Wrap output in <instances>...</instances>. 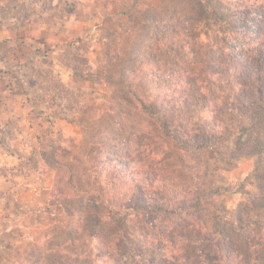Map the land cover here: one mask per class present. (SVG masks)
I'll use <instances>...</instances> for the list:
<instances>
[{"label":"rangeland","instance_id":"obj_1","mask_svg":"<svg viewBox=\"0 0 264 264\" xmlns=\"http://www.w3.org/2000/svg\"><path fill=\"white\" fill-rule=\"evenodd\" d=\"M263 4L0 0V263L139 264L127 254L126 232L150 244L152 233L198 223L256 260L247 254L264 249V104L242 133L222 138L219 156L191 147L209 126L181 125L178 115L192 114L167 112L187 148L137 108L132 91L162 113L184 100L188 84L202 86L190 104L216 103L226 94L220 83L209 92L201 83L210 40L225 38L215 70L242 60L251 39L264 41V12L254 10ZM142 187L149 202L140 211Z\"/></svg>","mask_w":264,"mask_h":264},{"label":"trees","instance_id":"obj_2","mask_svg":"<svg viewBox=\"0 0 264 264\" xmlns=\"http://www.w3.org/2000/svg\"><path fill=\"white\" fill-rule=\"evenodd\" d=\"M258 6L259 5L254 7V10L264 12V4L257 8ZM241 10L243 12L247 11L245 7ZM216 15H219L217 17L222 19V21H226V24H234L231 16L225 15V12L221 13L217 11ZM222 38H224V36ZM222 38L219 40L217 38L210 40L211 44L208 45L211 50L208 64L209 69L206 73L204 82H201L202 84L210 83L206 88V91L209 92L215 84L214 81H218L223 91L226 92V94L221 97L222 101H220V98V100H215L216 103L208 104L207 106H200L195 103L190 104V102L193 101H200L202 86L196 87L195 85L191 86L188 84L186 87L187 96H183L184 100H182L181 97H178L179 99L176 98L173 105L174 107L168 108L166 113H162L161 110L157 112L153 105H147L141 96L132 91L133 97L138 103L137 108L154 114L161 123L163 131L166 134H174V137L187 148L189 147L187 145L190 144V141L186 139L187 136L183 135V133L181 134L177 128L174 129L173 133V130L169 129L168 120L164 115L172 111L175 113L174 115H176V111H186L189 114H195L196 117L189 115V119L181 118L178 115V121H180L181 125H189L194 121L200 120L206 126L204 128L207 129V126H209L211 132L208 134L204 133L202 137H194L196 143L191 147H209L214 152L218 153L219 156H221V153L219 152L220 150H218V145L222 138L236 132L242 133L241 131L242 127H244L245 120L251 117L253 113H258L259 105L264 104V41L255 44L251 39L250 42H248L250 43L249 45H252V47L250 46V54L244 56L242 60L237 57L229 58L222 68L215 70L213 67L214 52L216 49H222V47L219 46L221 40H225V38ZM218 101H220V103ZM167 106L169 107V105ZM186 115L188 116V114ZM191 117H195V120L194 118L191 119ZM43 153L47 156L49 161H54L52 157H49L48 152ZM118 166L119 165L116 167L118 168ZM114 178L116 177L114 176ZM134 178L136 177L134 176ZM136 183L142 184L137 180ZM139 191L142 193L143 200L141 201L142 204L138 205V208L140 211H143L145 210L143 203L145 201L149 202V199L144 198L143 187ZM115 206H117V204ZM182 213L183 212H177V216L182 222H186L185 219L181 217ZM193 224L194 222L190 225ZM198 224H194V226H192L193 229L189 231H180L177 229L167 236L163 234L158 237L156 234L152 233L151 237L153 240L150 244H147L145 241L142 242V240L136 238L133 233L126 232V234H124V239L128 247L127 254L130 257L138 258L139 264L155 263L159 259L158 253L162 254L160 258L161 264H264V254L261 253L264 249L260 246L252 250L250 246L248 248L250 249V253L247 255H251L254 252L257 254L256 260H251V256L244 258L241 254H236L235 249L223 238L222 233L208 230L204 231L203 226H198ZM161 238L167 240L166 245L172 246V250L169 252L170 255H167V251L164 250V244L160 246L161 242L163 243L164 241L163 239L159 240ZM163 251H165L164 255ZM258 251L261 252L258 253ZM168 258L171 259L170 262L167 261ZM248 259L250 262L245 261Z\"/></svg>","mask_w":264,"mask_h":264}]
</instances>
